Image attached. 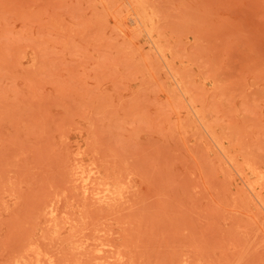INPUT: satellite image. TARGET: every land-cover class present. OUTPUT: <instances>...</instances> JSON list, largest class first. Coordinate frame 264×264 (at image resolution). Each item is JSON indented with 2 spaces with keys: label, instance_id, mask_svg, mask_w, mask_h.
<instances>
[{
  "label": "rangeland",
  "instance_id": "rangeland-1",
  "mask_svg": "<svg viewBox=\"0 0 264 264\" xmlns=\"http://www.w3.org/2000/svg\"><path fill=\"white\" fill-rule=\"evenodd\" d=\"M0 264H264V0H0Z\"/></svg>",
  "mask_w": 264,
  "mask_h": 264
},
{
  "label": "bare ground",
  "instance_id": "bare-ground-1",
  "mask_svg": "<svg viewBox=\"0 0 264 264\" xmlns=\"http://www.w3.org/2000/svg\"><path fill=\"white\" fill-rule=\"evenodd\" d=\"M245 175V174H244ZM248 177V176H247ZM262 178V176H261ZM253 185V183H252ZM249 186V185H248ZM254 187V186H253ZM86 189L88 190L89 189V186L87 185L86 186ZM252 191V190H251ZM254 191V189H253ZM86 194V193H85ZM96 199L98 202H110L112 200H115L117 197H115L114 195V191L112 189H108L107 191H105L104 193H102L101 195L97 194L96 196Z\"/></svg>",
  "mask_w": 264,
  "mask_h": 264
}]
</instances>
